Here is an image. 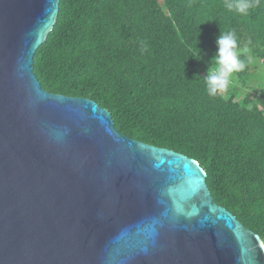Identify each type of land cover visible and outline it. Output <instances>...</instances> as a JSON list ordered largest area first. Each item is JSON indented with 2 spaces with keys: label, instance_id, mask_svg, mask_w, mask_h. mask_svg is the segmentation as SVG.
I'll return each mask as SVG.
<instances>
[{
  "label": "water",
  "instance_id": "95a60500",
  "mask_svg": "<svg viewBox=\"0 0 264 264\" xmlns=\"http://www.w3.org/2000/svg\"><path fill=\"white\" fill-rule=\"evenodd\" d=\"M59 0H0V264H264L192 157L44 90L33 55Z\"/></svg>",
  "mask_w": 264,
  "mask_h": 264
},
{
  "label": "trees",
  "instance_id": "16d2710c",
  "mask_svg": "<svg viewBox=\"0 0 264 264\" xmlns=\"http://www.w3.org/2000/svg\"><path fill=\"white\" fill-rule=\"evenodd\" d=\"M252 2L240 15L225 0H59L32 65L44 90L90 98L120 133L194 158L214 201L264 243V92L210 96L208 64L190 58L235 31L264 64V0ZM250 74H234L240 88Z\"/></svg>",
  "mask_w": 264,
  "mask_h": 264
},
{
  "label": "clouds",
  "instance_id": "9594fccd",
  "mask_svg": "<svg viewBox=\"0 0 264 264\" xmlns=\"http://www.w3.org/2000/svg\"><path fill=\"white\" fill-rule=\"evenodd\" d=\"M224 7L229 11L246 15L249 9L256 7V4L252 0H225ZM197 45L191 49L193 55L190 58L199 59L200 49ZM216 45V55L211 58L210 66L203 77L210 96L226 92L235 83L234 74L244 72L254 63V58L249 54L250 49L247 46H240L235 31L220 32ZM260 75L264 76V69L260 70ZM257 106H260L259 102Z\"/></svg>",
  "mask_w": 264,
  "mask_h": 264
},
{
  "label": "rangeland",
  "instance_id": "374dc122",
  "mask_svg": "<svg viewBox=\"0 0 264 264\" xmlns=\"http://www.w3.org/2000/svg\"><path fill=\"white\" fill-rule=\"evenodd\" d=\"M216 55V51L205 52L204 54L200 55L198 62L201 60L210 66V60L212 57ZM251 67V74L248 78H251V82H249L247 87H239L238 81L235 79V83L233 86H236L240 93H248L255 95L256 93L264 92V76L260 75V70L264 69V64L260 63L259 61L254 59V63L250 64ZM200 71L201 68L199 67ZM236 78V77H235ZM231 87V86H230ZM248 91V92H247ZM259 95V94H258Z\"/></svg>",
  "mask_w": 264,
  "mask_h": 264
},
{
  "label": "flooded vegetation",
  "instance_id": "af4514ba",
  "mask_svg": "<svg viewBox=\"0 0 264 264\" xmlns=\"http://www.w3.org/2000/svg\"><path fill=\"white\" fill-rule=\"evenodd\" d=\"M219 205V204H218Z\"/></svg>",
  "mask_w": 264,
  "mask_h": 264
}]
</instances>
